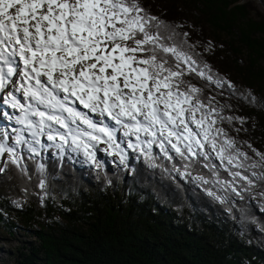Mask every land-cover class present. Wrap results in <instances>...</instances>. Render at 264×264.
<instances>
[{"label": "trees", "instance_id": "obj_1", "mask_svg": "<svg viewBox=\"0 0 264 264\" xmlns=\"http://www.w3.org/2000/svg\"><path fill=\"white\" fill-rule=\"evenodd\" d=\"M140 4L169 30L175 29L177 42L187 39L185 50L201 64L208 63L236 85L233 95L227 87L218 89L194 74L185 77L203 89L206 103L216 98L213 103L223 108L222 115L247 118L243 125L234 120L219 127L252 157L246 165L259 162L248 144L264 153V105H250L238 94L250 89L264 101V0L259 5L255 0ZM220 34L226 41L216 36ZM20 151L27 171L9 164L0 174V230L8 236L22 230L32 238L15 249L13 264H264L260 181L240 199L230 190L194 181L197 175L211 178L203 164L189 169L188 177L172 171L173 165L183 171L184 162L174 153V159L167 160L158 148L152 150L157 167L134 151L116 169L101 163L93 167L81 162V154L55 149L41 154ZM211 163L222 179L232 180L214 154ZM258 168L232 171L251 177L252 171L262 172ZM235 186L246 184L237 178ZM205 188L227 195V202L207 195Z\"/></svg>", "mask_w": 264, "mask_h": 264}, {"label": "snow or ice", "instance_id": "obj_2", "mask_svg": "<svg viewBox=\"0 0 264 264\" xmlns=\"http://www.w3.org/2000/svg\"><path fill=\"white\" fill-rule=\"evenodd\" d=\"M178 35L140 0H0V93L3 103L20 113L14 118L6 112L0 115L23 126L12 129V144L8 129L0 128V174L9 164L26 172L20 146L38 154L41 137L61 151L65 146L82 151L97 168L101 164L96 151L103 144L102 151L124 164L127 152L118 141L119 130L127 149L139 151L152 167H157L155 147L167 160H173L174 153L184 162L183 171L175 165L171 169L182 177L191 176L194 165L208 168L211 178L193 177L202 187L216 185L240 199L257 181L264 188V172L252 171L250 177L232 171L264 168V153L248 144L259 162L246 165L252 157L219 127L234 120L243 125L247 118L222 115L223 108L213 105L216 98L206 103L203 89L185 77L194 74L218 89L227 87L233 95L236 85L208 63L201 64L185 50L187 39L177 42ZM238 95L250 105H264L250 89ZM105 118L117 127H110ZM213 154L231 181L220 177L211 163ZM237 178L246 186L238 189ZM39 186L44 188L43 181ZM204 190L222 204L228 200L211 188Z\"/></svg>", "mask_w": 264, "mask_h": 264}, {"label": "rangeland", "instance_id": "obj_3", "mask_svg": "<svg viewBox=\"0 0 264 264\" xmlns=\"http://www.w3.org/2000/svg\"><path fill=\"white\" fill-rule=\"evenodd\" d=\"M255 1L258 4V0H255ZM252 4L255 5L254 3H252ZM216 36H218V37L220 36L221 41H226V38L223 34L216 35ZM244 56H245V54H244ZM242 58H244V57L242 56ZM1 96H2L1 98H4V94H1ZM19 98H20V96H19ZM0 104H1V102H0ZM213 105L215 107H217V104L213 103ZM0 108L6 109L7 110L6 113L8 115L12 114V112H14V114L12 115L13 118L17 115V113H19L18 110H13L12 108H8L6 106H3V104H2V106H0ZM1 109H0V111H1ZM15 112H17V113H15ZM0 118H2L1 121L3 122V123H1L0 127L7 128L9 133H10V137H14L16 134L15 132H12L13 128H22L23 127V126H19L18 124H16L14 122V119L13 120L6 119L3 115H0ZM105 122L108 123L109 126H110V124H112V127H117L113 123H111L112 121H110V120L107 121L106 118H105ZM23 134L30 139V136L28 135L27 132H25ZM117 137H118V141L121 143L122 147H124L125 151L127 152V159L129 157H132L134 151L132 152V149H127L126 138L123 137L122 132L119 130H117ZM40 139H41V144L43 146L41 147L40 145H36V147L38 148L39 154H41L48 147H50L49 149L59 150V153H61V154L62 153H73V154H81L80 157L84 156L82 151H73L72 148L67 147V146H65L64 150L61 151L59 148H57L55 146L54 142L48 141L46 137H41ZM12 142H13L12 139L9 138L8 143L12 144ZM242 142L245 143L243 140H242ZM56 143H59V141H57ZM21 147H23V149L27 150V146L22 145ZM104 147H106V145H103V144L99 145V147L96 151L97 161L99 163H101L102 165L108 166L110 169H116L117 167H122L123 164L120 163L119 157L113 156V155H108L106 152L101 150ZM29 153H31V152H29ZM6 158H7V156L5 154V159ZM255 161L257 162V160H255ZM2 162L3 161H0V163H2ZM81 162H83L84 164H90V165L94 166V164H92L85 156H84V158L81 159ZM258 169L261 170L262 172H264L263 171L264 168H258ZM31 239L32 238H29L28 235H26V234H24V232H22V230L15 231L13 236H8L7 233L0 230V264H13V259L11 257L15 254V249L26 244V243H28Z\"/></svg>", "mask_w": 264, "mask_h": 264}, {"label": "bare ground", "instance_id": "obj_4", "mask_svg": "<svg viewBox=\"0 0 264 264\" xmlns=\"http://www.w3.org/2000/svg\"><path fill=\"white\" fill-rule=\"evenodd\" d=\"M13 79H16L15 77H13ZM1 94L2 93H0V102H1V104H0V106H2V104H3V106H6V107H8V108H11V107H9L7 104H5V103H3V98H1L2 96H1ZM16 95H17V97L19 98V96H20V99L22 100V96L20 95L21 93H15ZM22 102H23V100H22ZM1 109V108H0ZM13 110H15V109H13ZM80 110L81 111H84L85 109H83L82 108V106L80 107ZM7 110L6 109H1V111L0 112H6ZM85 111H87V110H85ZM15 113H17V112H15ZM14 114V112H12V114H9L10 116H12ZM20 114L19 113H17V115L16 116H19ZM90 115H92V114H90ZM13 117V116H12ZM92 118L94 119V120H99V119H97V117H96V115H92ZM2 118H0V125H1V123H3L2 121ZM108 121V120H107ZM13 124V123H12ZM19 125V124H18ZM19 126H22V125H19ZM110 127H112V124H110ZM0 128H4V127H0Z\"/></svg>", "mask_w": 264, "mask_h": 264}, {"label": "water", "instance_id": "obj_5", "mask_svg": "<svg viewBox=\"0 0 264 264\" xmlns=\"http://www.w3.org/2000/svg\"><path fill=\"white\" fill-rule=\"evenodd\" d=\"M258 2L260 3V0H258Z\"/></svg>", "mask_w": 264, "mask_h": 264}]
</instances>
